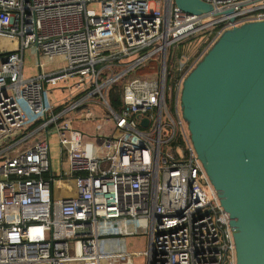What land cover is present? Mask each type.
<instances>
[{
	"label": "built area",
	"instance_id": "2783aa9c",
	"mask_svg": "<svg viewBox=\"0 0 264 264\" xmlns=\"http://www.w3.org/2000/svg\"><path fill=\"white\" fill-rule=\"evenodd\" d=\"M199 1L231 13L187 15L173 0H0V39L13 47L0 51V155L17 148L0 158V264H235L228 216L178 111L197 62L172 58L166 82V55L202 29L212 45L226 29L264 21V0ZM24 50L64 66L24 78ZM155 55L154 76L124 78ZM53 89L66 93L60 103L49 102ZM77 120L107 129L88 134ZM140 232L141 252L118 242Z\"/></svg>",
	"mask_w": 264,
	"mask_h": 264
},
{
	"label": "water",
	"instance_id": "95a60500",
	"mask_svg": "<svg viewBox=\"0 0 264 264\" xmlns=\"http://www.w3.org/2000/svg\"><path fill=\"white\" fill-rule=\"evenodd\" d=\"M173 5L194 16L231 13L213 12L199 0ZM178 106L228 216L235 264H264V21L220 33L183 79Z\"/></svg>",
	"mask_w": 264,
	"mask_h": 264
},
{
	"label": "rangeland",
	"instance_id": "374dc122",
	"mask_svg": "<svg viewBox=\"0 0 264 264\" xmlns=\"http://www.w3.org/2000/svg\"><path fill=\"white\" fill-rule=\"evenodd\" d=\"M153 4H149L150 10L153 8ZM88 9L96 10L95 6H89ZM212 35L211 29H202L198 32H196L193 36L188 37L182 42L176 43V45L171 46L167 50V62H166V69H167V78L170 76V68H171V59L177 57L178 55H183L185 58H188L189 62L195 61L198 62L199 59L204 55V53L208 50V48L211 46L209 43L210 38ZM12 41H9L7 39H0V51L7 52L9 50H12ZM154 57H152V60L148 59L146 60L145 66L143 69L138 68L137 70L141 69V72L143 75L141 77L149 78V76H154L156 74L155 65H154ZM40 65L41 67H38ZM64 66V61L61 57H54V58H44L40 55H36V53L32 50H24L22 52V75L24 78H31L34 77L39 70L41 72L47 73V72H53L55 70L61 69ZM136 70V71H137ZM134 72L132 74H127L124 78H131L133 76ZM57 87H61V85H57ZM66 93L60 89H53L49 91L48 100L49 102L56 104L60 103ZM165 100L167 108L170 109V113L173 116L174 110H173V104L170 99V92L168 90L165 91ZM178 111L180 113V109L178 106ZM181 118V115H180ZM183 125L186 128L185 122L181 118ZM75 125L80 129L83 130V132H87L88 134H94L99 131H106L107 127H104L102 124H100L98 121H79L77 120L75 122ZM89 143H92L91 139H88ZM50 155H51V162L53 167L56 166V156H57V143H56V137L51 136L50 137ZM94 146V143H92ZM2 143H0V152L2 151ZM21 147V146H19ZM17 150V148L9 149L8 151L2 153L0 155V158L2 155L6 156L9 154L14 153ZM121 245L124 246V248L127 251L132 252H141L146 249L147 247V236L145 233H138L135 236L126 237L122 241H118ZM118 242H115L117 244ZM115 245L112 244H106L103 248V250H110L114 249ZM130 264H144V258L140 256L133 257L130 261Z\"/></svg>",
	"mask_w": 264,
	"mask_h": 264
},
{
	"label": "trees",
	"instance_id": "16d2710c",
	"mask_svg": "<svg viewBox=\"0 0 264 264\" xmlns=\"http://www.w3.org/2000/svg\"><path fill=\"white\" fill-rule=\"evenodd\" d=\"M144 67H142L141 69H143ZM141 69H139V70H135L134 71V76H142L143 75V73L141 72ZM108 100H109V104H110V107L112 108V109H115L116 108V106H118V103H119V101H118V97H117V95L114 93V91H113V89H111L110 91H109V93H108Z\"/></svg>",
	"mask_w": 264,
	"mask_h": 264
}]
</instances>
